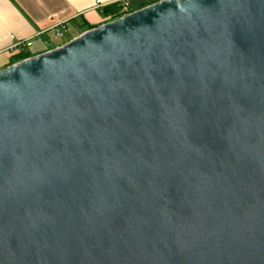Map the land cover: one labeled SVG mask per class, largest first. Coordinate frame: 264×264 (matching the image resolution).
I'll list each match as a JSON object with an SVG mask.
<instances>
[{"label": "water", "instance_id": "water-1", "mask_svg": "<svg viewBox=\"0 0 264 264\" xmlns=\"http://www.w3.org/2000/svg\"><path fill=\"white\" fill-rule=\"evenodd\" d=\"M0 264H264V0H157L0 69Z\"/></svg>", "mask_w": 264, "mask_h": 264}, {"label": "crops", "instance_id": "crops-1", "mask_svg": "<svg viewBox=\"0 0 264 264\" xmlns=\"http://www.w3.org/2000/svg\"><path fill=\"white\" fill-rule=\"evenodd\" d=\"M96 0H0V69L19 61L20 53L36 55L72 39L91 27L109 19L102 7L94 8ZM112 4L116 0H100ZM157 0H124L131 11ZM64 26L63 36L56 28ZM18 40L29 45L12 48Z\"/></svg>", "mask_w": 264, "mask_h": 264}, {"label": "trees", "instance_id": "trees-1", "mask_svg": "<svg viewBox=\"0 0 264 264\" xmlns=\"http://www.w3.org/2000/svg\"><path fill=\"white\" fill-rule=\"evenodd\" d=\"M128 12H131V10L129 8H125L124 5L120 2H114L102 8V13L108 16L110 20L118 18ZM86 28L90 29L91 26L86 24ZM27 57H29L27 53H20L17 56L18 60H22Z\"/></svg>", "mask_w": 264, "mask_h": 264}, {"label": "built area", "instance_id": "built-area-1", "mask_svg": "<svg viewBox=\"0 0 264 264\" xmlns=\"http://www.w3.org/2000/svg\"><path fill=\"white\" fill-rule=\"evenodd\" d=\"M116 2H120V3L123 4L124 3V0H116ZM104 6H106V4H103L100 0H96L95 1L94 8H98V7H102L103 8ZM55 31H56V33H55L56 36L61 37V36H63L64 32L66 31V28L62 25L60 27H57ZM21 45H29V42H27L25 40H18V41L14 42L12 44V48H18Z\"/></svg>", "mask_w": 264, "mask_h": 264}, {"label": "rangeland", "instance_id": "rangeland-1", "mask_svg": "<svg viewBox=\"0 0 264 264\" xmlns=\"http://www.w3.org/2000/svg\"><path fill=\"white\" fill-rule=\"evenodd\" d=\"M126 14V13H125Z\"/></svg>", "mask_w": 264, "mask_h": 264}]
</instances>
